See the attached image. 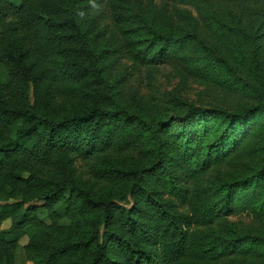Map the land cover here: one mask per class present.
Masks as SVG:
<instances>
[{
	"label": "trees",
	"instance_id": "trees-1",
	"mask_svg": "<svg viewBox=\"0 0 264 264\" xmlns=\"http://www.w3.org/2000/svg\"><path fill=\"white\" fill-rule=\"evenodd\" d=\"M214 1L0 0V264L20 250L24 264L264 260V237L216 232L264 215V164L220 176L264 150V99L240 113L192 107L173 130L133 112L93 47L102 29L111 58L159 70L189 39L142 24L135 5Z\"/></svg>",
	"mask_w": 264,
	"mask_h": 264
},
{
	"label": "rangeland",
	"instance_id": "rangeland-1",
	"mask_svg": "<svg viewBox=\"0 0 264 264\" xmlns=\"http://www.w3.org/2000/svg\"><path fill=\"white\" fill-rule=\"evenodd\" d=\"M148 5H135L137 14L144 12L139 21L187 37L190 43L183 50V58L173 59L159 70L137 71L126 60L109 56L112 42L109 36L101 37L102 29L91 33L93 47L103 54L104 63L115 65L110 81L127 82L124 87L126 97L134 104L130 106L133 112L138 113V105H143L149 121L175 120L176 130L181 117L192 107L240 113L264 99V0L178 4L170 6L169 11L153 3L146 12L142 8ZM156 5L158 10L153 8ZM261 143L264 148V141ZM242 164L255 176L264 164V150L220 170V176H238V170L244 171ZM223 223L227 226L216 231L220 238L231 234L232 224H237L238 233L264 237V215H238ZM9 227L10 222L4 223V229ZM25 262L20 250L17 263ZM223 264H264V260L231 258Z\"/></svg>",
	"mask_w": 264,
	"mask_h": 264
}]
</instances>
